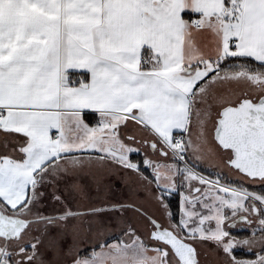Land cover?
<instances>
[{"label": "snow or ice", "instance_id": "1", "mask_svg": "<svg viewBox=\"0 0 264 264\" xmlns=\"http://www.w3.org/2000/svg\"><path fill=\"white\" fill-rule=\"evenodd\" d=\"M0 264H264V0H0Z\"/></svg>", "mask_w": 264, "mask_h": 264}]
</instances>
